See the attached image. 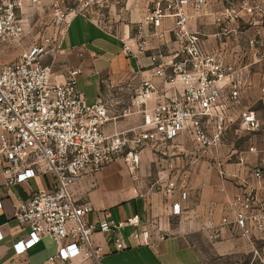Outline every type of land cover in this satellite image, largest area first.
<instances>
[{
    "label": "built area",
    "instance_id": "built-area-1",
    "mask_svg": "<svg viewBox=\"0 0 264 264\" xmlns=\"http://www.w3.org/2000/svg\"><path fill=\"white\" fill-rule=\"evenodd\" d=\"M123 1L0 0V50L2 43L17 42L25 35L29 10L49 5L59 31L56 36L45 37L40 45L22 50L17 60L0 62V156L7 163L3 171L5 188L45 175L54 178L51 190L35 192L26 200L17 198L14 217L30 229L28 238L14 245L17 255L49 239L60 247L58 255L51 258L53 262L83 264L93 260L102 264L104 249L95 244V234H101L117 252L125 251L133 240L156 249L170 235V229L157 228L154 238L153 230L143 224L139 214L118 221L108 211L92 222L95 208L89 202L79 203L71 188L120 159L135 173L143 149L165 145L186 130L196 143L206 148L216 146L250 87L249 67L230 63L221 51L206 50L201 34L190 29L193 18L204 17L207 9L223 0H155L137 25L134 42L123 46L128 57H138L150 49L151 38L160 43V50L151 56L152 75L142 81L131 107L119 116L141 114L143 125L131 138L107 134L106 124L118 118L113 115L114 100L104 96L89 105L77 91L81 69H69L61 82L44 59L59 53L73 19L91 17L94 12L106 19L104 10ZM213 17L219 28L216 36H229L241 21L264 20V1L222 5ZM165 19L174 21L171 35L177 49L171 54L162 51L165 36L158 31ZM147 26L154 29L152 34L146 32ZM263 39L264 33L259 30L248 42L252 64L264 62ZM240 128L248 133L261 129L255 112L242 113ZM251 175L259 186L253 188L247 182L233 195L229 202L232 219L224 217L221 226H232L250 245L255 241L264 244V158ZM176 189L171 182L161 193L171 198ZM181 198L186 200L187 194L182 193ZM171 209L172 216L183 212L180 203ZM127 229L132 231L128 239ZM219 234L217 230L212 238ZM250 264H264V255L256 252Z\"/></svg>",
    "mask_w": 264,
    "mask_h": 264
},
{
    "label": "crops",
    "instance_id": "crops-1",
    "mask_svg": "<svg viewBox=\"0 0 264 264\" xmlns=\"http://www.w3.org/2000/svg\"><path fill=\"white\" fill-rule=\"evenodd\" d=\"M154 1L124 0L120 5L104 10L106 19H100L97 12L91 17H76L63 35L59 53L44 59V64L52 67L54 77L61 82L65 81L69 69H81L77 91L89 105L104 96L114 100L113 115L118 118L106 124L104 129L109 135L124 134L131 138L133 131H139L143 125L141 114L119 116L131 107L142 81L152 75L151 56L158 52L160 43L157 38H151L150 49L138 57H128L123 46L125 42H134L136 27L143 22ZM221 5L207 9L204 17L193 18L190 29L201 34L206 50L221 51L230 63L249 67L250 87L244 92L241 105L233 111L228 131L216 146L206 148L196 143L186 130L165 145L156 144L143 149L134 181L129 178L124 159H120L99 174L82 178L71 188L79 203L89 202L95 208L92 222L108 211L118 221L139 214L143 224L153 230L154 238L158 234L157 228L170 229V235L159 242L156 249L137 245L133 240L123 252L115 251L101 234H95V244L104 249L102 264H206V256L197 244V238L203 236L213 241L212 250L219 254L236 253L242 246L251 248L252 253L264 255L260 250V247L264 248L262 242L255 241L250 245L232 226H221L224 217L232 219L229 202L233 195L247 182L253 188L259 186L255 184L251 171L264 158V143L251 145L250 142L242 153L235 150L238 136L235 130H241L242 113L255 112L261 123L259 131L264 132V117L257 108L260 104L264 107V62L252 64L248 37L239 26L229 36H216L219 28L214 24L213 16ZM243 22L264 33L261 21ZM173 26V19H165L158 30L165 36L164 53L171 54L177 49L172 42ZM145 30L149 34L154 32L152 26ZM261 47L264 48V39ZM12 56L7 57V43H2L0 62L15 61ZM156 81L162 83V80ZM241 131L246 134L259 132ZM243 159L245 162L241 164ZM6 166L0 156V232L3 235L0 264H66L51 261L58 255L60 247L49 239L22 255L16 254L14 245L30 234V229L21 226L14 217L17 198L26 200L35 192L51 190L54 178L45 175L5 188L3 171ZM171 182L177 189L171 198H167L161 189ZM182 193L187 194L186 200H182ZM175 203L182 206L183 212L179 216L171 215ZM217 230H220L219 236L212 238ZM131 232L130 229L125 231L126 239ZM83 264L96 263L87 260Z\"/></svg>",
    "mask_w": 264,
    "mask_h": 264
},
{
    "label": "rangeland",
    "instance_id": "rangeland-1",
    "mask_svg": "<svg viewBox=\"0 0 264 264\" xmlns=\"http://www.w3.org/2000/svg\"><path fill=\"white\" fill-rule=\"evenodd\" d=\"M245 1L261 2L264 0H223L222 5L238 4ZM256 21L257 19L251 20V22ZM262 25H264V20H262ZM25 27V35L22 37L21 40L11 44L7 43V57L10 58V56L13 57L12 55H14L15 58L12 59L17 60L22 50L30 48L32 45L35 44L40 45L45 37L54 35L56 36V34H58L59 32L55 28L56 26L54 23L53 10L49 5L43 6L39 9L29 10V14L25 22ZM239 27V30L242 31L243 34L247 35L245 36L248 37V40L253 38L258 32L253 29V25L250 26L248 24H245L243 21L239 23ZM262 50H264V48H262ZM257 108L260 115L264 117V107L260 104L257 105ZM235 131L238 135L236 139L235 150H237L238 153L246 151L248 146L250 145V142L251 145L254 143H264L263 131H259L254 134H246L242 132L239 128H237ZM136 171L135 173L129 171V178L131 181L135 180ZM212 242L213 241L208 240V238H205L204 236L197 238V244L206 256V264H250L254 260L255 252L252 253L251 248L249 247L243 248L242 246H240L236 253L219 254L212 250ZM260 250H262L261 252H263L262 254H264V248L260 247Z\"/></svg>",
    "mask_w": 264,
    "mask_h": 264
}]
</instances>
